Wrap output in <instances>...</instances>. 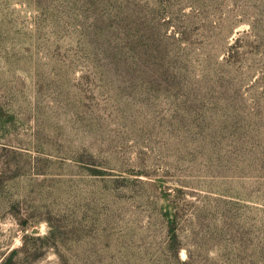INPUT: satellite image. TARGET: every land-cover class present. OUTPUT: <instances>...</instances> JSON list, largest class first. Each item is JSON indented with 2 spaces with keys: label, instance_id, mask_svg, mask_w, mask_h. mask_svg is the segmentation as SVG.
<instances>
[{
  "label": "rangeland",
  "instance_id": "1",
  "mask_svg": "<svg viewBox=\"0 0 264 264\" xmlns=\"http://www.w3.org/2000/svg\"><path fill=\"white\" fill-rule=\"evenodd\" d=\"M0 264H264V0H0Z\"/></svg>",
  "mask_w": 264,
  "mask_h": 264
}]
</instances>
